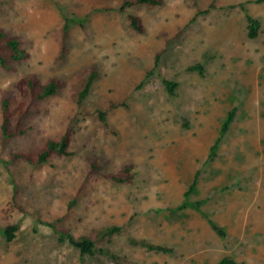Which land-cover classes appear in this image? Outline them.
Segmentation results:
<instances>
[{
	"label": "rangeland",
	"instance_id": "obj_1",
	"mask_svg": "<svg viewBox=\"0 0 264 264\" xmlns=\"http://www.w3.org/2000/svg\"><path fill=\"white\" fill-rule=\"evenodd\" d=\"M134 1L0 0V28L30 54L10 70L0 67V264H264V3L127 5ZM241 4L262 23L257 39L247 37ZM130 15L142 20L143 34ZM205 58L203 76L187 71ZM92 71L98 78L79 103ZM30 75L41 85L53 78L66 85L33 101ZM164 80L178 83L175 96ZM6 95L16 118L28 109L24 135L2 133ZM67 132L72 157L42 165L13 158H36ZM217 141L218 158L209 162ZM127 165L132 182H114ZM14 225L19 230L8 242L5 229ZM112 226L121 228L112 242L98 238ZM62 231L90 237L118 257L83 256L60 241ZM129 238L175 252L149 253Z\"/></svg>",
	"mask_w": 264,
	"mask_h": 264
},
{
	"label": "trees",
	"instance_id": "obj_2",
	"mask_svg": "<svg viewBox=\"0 0 264 264\" xmlns=\"http://www.w3.org/2000/svg\"><path fill=\"white\" fill-rule=\"evenodd\" d=\"M257 4L264 3V0H256ZM128 6L133 5H147L151 7H161L165 5L164 0H135L134 2H128ZM237 6H230V8H236ZM239 7L245 12V18L247 22L246 30L247 37L251 40L257 39L262 33V23L258 18H255L248 14L245 8V4L239 5ZM214 8V4L210 6ZM208 12V11H206ZM129 21L131 27L138 33L143 34L145 32V27L142 20L134 15L129 16ZM6 54V56L3 55ZM30 58L29 52L23 47L21 40L10 35V33L4 29L0 28V67L5 70L11 69V63L21 64L28 61ZM207 59L205 58L203 62L197 63L195 65L189 66L187 68L188 72H198L200 75L205 74V63ZM98 74L95 71H92L88 77L83 89L78 95L79 103H82L89 95L91 88L97 80ZM164 86L169 95L175 96L176 90L178 88V83L173 81L164 80ZM66 83L63 80L53 78L47 84L41 85L40 80L35 75H30L27 80V93L31 100L41 102L48 98H51L57 95L64 87ZM11 98L10 95H6L2 101V123L1 130L4 136L15 137L24 135L27 133V130L23 128L24 122L28 117V109H22L18 112V118H16L11 113ZM107 115L104 113L100 114L101 121L106 123ZM235 118V109H233L225 121L222 131L221 138H223L230 130V126L233 123ZM13 120L16 121L15 126H13ZM183 126L189 128V124L184 122ZM71 134L67 132L59 140H49L44 148L40 150L36 158L29 154H14L13 158L15 160H26L29 163H36L38 165L48 164L52 157H72L74 153L71 151ZM218 142L211 147L210 154L208 157L209 162H214L218 158ZM133 165H127L121 175H112L111 179L118 183H131L133 180V174L131 173ZM197 181L191 185L189 189V195L194 188L196 187ZM209 223L212 228L221 236L226 237V232L223 227L218 225L212 219H209ZM19 227L17 225L8 226L5 229V235L8 242H12L16 238V233L18 232ZM121 228L118 226H112L105 228L99 232V239H108V242H112L115 235L120 234ZM68 240V242L80 251L84 255L94 256L96 253H99L104 256L116 259L118 256L116 253L109 248H99L97 242L90 237H81L79 239L75 238L70 232L62 231L60 241ZM130 246L139 247L144 249L146 252L154 254H173L175 249L165 245H159L152 243L147 240H141L136 238H129L126 241ZM217 264H236L233 259H224Z\"/></svg>",
	"mask_w": 264,
	"mask_h": 264
}]
</instances>
